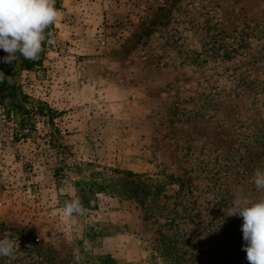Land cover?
<instances>
[{
  "label": "rangeland",
  "instance_id": "374dc122",
  "mask_svg": "<svg viewBox=\"0 0 264 264\" xmlns=\"http://www.w3.org/2000/svg\"><path fill=\"white\" fill-rule=\"evenodd\" d=\"M55 6L32 69L0 49L12 77L0 83V239L19 245L0 264H248L243 220L225 212L239 189L264 198L251 183L264 171V0ZM17 103L33 113L22 130ZM116 171L160 190L145 207L108 191L60 214L77 183Z\"/></svg>",
  "mask_w": 264,
  "mask_h": 264
},
{
  "label": "clouds",
  "instance_id": "9594fccd",
  "mask_svg": "<svg viewBox=\"0 0 264 264\" xmlns=\"http://www.w3.org/2000/svg\"><path fill=\"white\" fill-rule=\"evenodd\" d=\"M56 0H0V49L7 55L4 63H20L24 60L38 61L45 42L53 43V33L49 30L61 19V11L56 8ZM12 77L0 72V83ZM258 193L264 194V171L257 169L251 178ZM60 214L71 218L83 215L87 209L78 198L66 201ZM226 216H239L243 223L241 231L248 264H264V198L253 201L239 189L234 195L232 206ZM19 245L12 239H0V257L16 258Z\"/></svg>",
  "mask_w": 264,
  "mask_h": 264
},
{
  "label": "trees",
  "instance_id": "16d2710c",
  "mask_svg": "<svg viewBox=\"0 0 264 264\" xmlns=\"http://www.w3.org/2000/svg\"><path fill=\"white\" fill-rule=\"evenodd\" d=\"M33 61H25L24 68L32 69ZM12 110L16 117L18 118L17 126L19 130L27 127L31 124V117L33 113H30L29 109H26L21 104L12 105ZM36 112H43L42 107H36ZM117 173H122L123 176H113L109 179H102L101 181L91 178L86 182L77 183L78 187V198L82 202L83 206L87 210H93L98 207L97 205V194L105 193L110 191L111 193H116L118 195H123L124 197L135 200L138 204L145 207V200L147 198H152L159 192L160 188L158 185L153 183L150 178H143L139 174L132 173L130 171H116ZM152 213V206H149L145 213ZM147 217V216H146ZM149 217V216H148ZM100 264H111V257L106 256L101 258Z\"/></svg>",
  "mask_w": 264,
  "mask_h": 264
}]
</instances>
